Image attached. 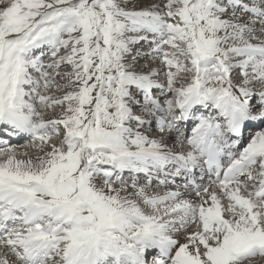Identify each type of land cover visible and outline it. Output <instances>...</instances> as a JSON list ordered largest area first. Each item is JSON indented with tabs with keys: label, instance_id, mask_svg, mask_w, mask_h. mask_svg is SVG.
<instances>
[{
	"label": "snow or ice",
	"instance_id": "snow-or-ice-1",
	"mask_svg": "<svg viewBox=\"0 0 264 264\" xmlns=\"http://www.w3.org/2000/svg\"><path fill=\"white\" fill-rule=\"evenodd\" d=\"M0 264H264V0H0Z\"/></svg>",
	"mask_w": 264,
	"mask_h": 264
}]
</instances>
